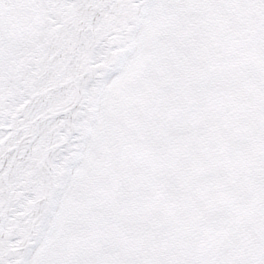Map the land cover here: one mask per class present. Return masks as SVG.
<instances>
[{
    "label": "snow or ice",
    "instance_id": "6c2138e0",
    "mask_svg": "<svg viewBox=\"0 0 264 264\" xmlns=\"http://www.w3.org/2000/svg\"><path fill=\"white\" fill-rule=\"evenodd\" d=\"M0 264H264V0H0Z\"/></svg>",
    "mask_w": 264,
    "mask_h": 264
}]
</instances>
